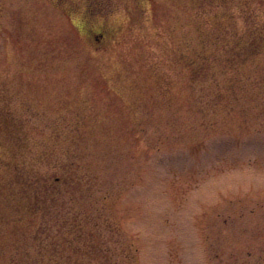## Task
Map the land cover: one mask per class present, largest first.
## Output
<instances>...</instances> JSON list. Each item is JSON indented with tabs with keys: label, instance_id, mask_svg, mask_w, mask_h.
<instances>
[{
	"label": "rangeland",
	"instance_id": "rangeland-1",
	"mask_svg": "<svg viewBox=\"0 0 264 264\" xmlns=\"http://www.w3.org/2000/svg\"><path fill=\"white\" fill-rule=\"evenodd\" d=\"M224 6L227 36L246 45L261 34L259 52L221 80L212 71L208 108L178 110L184 79L162 49L195 37L194 10L173 0H0V103L23 121L25 146L48 149L54 163L79 152L66 132L48 131L55 122L92 126L80 141L92 150L85 176L98 179L84 222L110 264H214L215 252L264 264V0ZM163 69L171 89L161 107Z\"/></svg>",
	"mask_w": 264,
	"mask_h": 264
},
{
	"label": "trees",
	"instance_id": "trees-1",
	"mask_svg": "<svg viewBox=\"0 0 264 264\" xmlns=\"http://www.w3.org/2000/svg\"><path fill=\"white\" fill-rule=\"evenodd\" d=\"M173 1L180 8L195 11L196 34L182 38L172 53L162 49L171 56L166 66L178 64L179 76L184 79L183 91L177 93L179 99L176 98L174 107L178 110L208 108L207 86L213 77L212 71L217 68L216 78L221 80L228 67H236L248 55L259 52L258 43L263 35L251 33L246 45L240 44L236 34L229 38L224 26L226 12L222 11L227 0ZM132 8L135 12L142 10L136 3ZM211 11L213 13H209ZM163 71L161 107L163 103L170 105V100L163 97L171 89V81ZM217 83L219 85V81H214ZM8 107L0 103V264H110L105 255L106 247L93 241L95 235L84 222L90 220L86 215L87 195L98 179L93 174L89 178L85 176L82 164L92 150L87 151V143L80 141H87L81 132L89 133L94 129L79 120L67 128L55 122L48 131L66 132L71 148L79 152L77 157L75 153L66 152V161L54 163L48 149L33 153L25 146L22 137H26L24 130H27L22 127L20 117ZM26 153L33 156L30 162L25 160ZM21 157L23 159H19ZM28 163H35L36 167ZM209 249L217 250L212 245ZM220 258L215 252L211 260L214 264H238L236 257Z\"/></svg>",
	"mask_w": 264,
	"mask_h": 264
},
{
	"label": "flooded vegetation",
	"instance_id": "flooded-vegetation-1",
	"mask_svg": "<svg viewBox=\"0 0 264 264\" xmlns=\"http://www.w3.org/2000/svg\"><path fill=\"white\" fill-rule=\"evenodd\" d=\"M99 36H101V37H102V36H104V35H102V34H101V35H99ZM99 36H96V38H95V39H96V40H98V39H99V38H98Z\"/></svg>",
	"mask_w": 264,
	"mask_h": 264
}]
</instances>
